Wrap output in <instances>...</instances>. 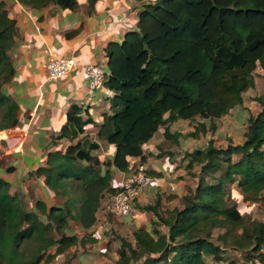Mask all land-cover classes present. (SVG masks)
<instances>
[{
    "label": "trees",
    "instance_id": "trees-1",
    "mask_svg": "<svg viewBox=\"0 0 264 264\" xmlns=\"http://www.w3.org/2000/svg\"><path fill=\"white\" fill-rule=\"evenodd\" d=\"M18 1L33 11L78 5L77 0ZM17 34V22L0 0V132L19 124V106L3 91L16 75L10 52ZM107 56L105 87L114 93L113 114L98 136L116 147L114 156L94 155L100 144L86 138L49 153L47 165L33 175L44 177L59 202L48 206L38 200L34 211L25 210L20 194L0 178V264H51L72 247L95 248L99 239L93 234L79 237L67 230L71 222L83 230L95 226L105 195L120 190L112 183L115 172H130L129 158L143 159L144 147L159 130L182 120L194 124L193 131L183 135L166 128L168 141L215 134L217 121L243 106L244 94L255 89L257 69L264 71V0L149 1L137 27L111 43ZM254 100L261 110L249 117L242 143L216 147L211 139L205 148L185 154L187 172L193 176L196 166L200 171L197 187L182 197V208L162 214L161 199L137 205L155 219L150 229L134 230V243L120 239L115 264H205L210 256L220 263L227 249L244 252L241 263L264 264V222L240 210L247 209L245 203L264 204V95ZM79 114L72 105L53 140H77L86 125ZM232 190L238 203L232 202ZM217 230L225 232L214 238Z\"/></svg>",
    "mask_w": 264,
    "mask_h": 264
},
{
    "label": "crops",
    "instance_id": "crops-1",
    "mask_svg": "<svg viewBox=\"0 0 264 264\" xmlns=\"http://www.w3.org/2000/svg\"><path fill=\"white\" fill-rule=\"evenodd\" d=\"M4 2L17 22L18 34L16 46L10 52L16 75L3 91L19 106V124L0 132V149L2 144L7 145L0 158L9 161L8 167L15 168L12 174H3L0 170V178L9 182L13 190L20 188L17 189L19 193L27 194L29 186L37 185V201L43 200L48 206H53L58 204L55 194L45 186L44 177L33 175L40 167L47 165L49 153L64 152L68 146L86 138L100 144V149L94 155L102 160L115 154L116 147L107 145L98 136L105 118L113 114L111 99L114 93L104 86L89 98L88 86L83 79V66L103 64L108 70L109 45L121 42L127 31L137 27L142 6L149 0H97L92 6H89L90 0H77L78 5L74 10L51 5L39 11L24 7L18 0ZM50 53L73 57L78 65L68 77L53 81L46 67ZM72 105L80 109L79 116L86 122L85 132L75 141L53 140L67 123V114ZM174 124L159 130L144 147L143 159L129 158L128 174L115 172L112 183L117 187L121 186L127 175L138 170L150 171L154 178V182L135 202L132 215L134 230L147 229L149 222L155 219L152 213L140 212L137 205H152L161 199L162 205L170 206L172 210L180 206L178 203L188 193L186 185L189 177L184 154L178 147H171L168 144L171 141L164 135L166 128L172 133L179 131L173 129ZM117 218H122L117 222L124 224L130 220L129 217ZM111 226L117 228L115 222Z\"/></svg>",
    "mask_w": 264,
    "mask_h": 264
},
{
    "label": "rangeland",
    "instance_id": "rangeland-1",
    "mask_svg": "<svg viewBox=\"0 0 264 264\" xmlns=\"http://www.w3.org/2000/svg\"><path fill=\"white\" fill-rule=\"evenodd\" d=\"M255 82L256 87L244 94V104L243 106L237 107L233 109L227 116L223 117L221 120L217 121L218 130L215 134L209 132L206 135H201L199 139H182L180 143H174L171 141L168 143L171 147H178L182 154L192 152L195 149L205 148L208 142L213 139L216 147H224L232 142L234 144L242 143L245 139V132L248 129L249 122L248 119L251 115H256L261 110L260 106L255 102L256 97H260L264 95V71L260 68L255 72ZM189 123V125H188ZM184 125L180 128L181 125ZM194 124L191 122H184L183 120L175 123L173 129L181 132L183 135L193 131ZM5 134V133H4ZM6 135V134H5ZM6 139V138H3ZM2 140V134H0V142ZM176 145V146H175ZM1 146V144H0ZM7 145L4 143L0 149V155H4L3 149H6ZM8 160L5 158H0V170L3 171V174H6L3 169L7 168ZM187 162V160H186ZM187 165V164H186ZM200 167L196 166L193 170V176H191L188 172L187 175L189 177L187 188L195 189L198 184V177ZM114 180V179H113ZM37 185L29 186V193L21 192L17 189H12V193L17 192L22 196L23 207L27 211L35 210V203L37 202L38 195ZM25 194V195H24ZM36 194V195H35ZM188 194V193H187ZM24 195V196H23ZM37 197V198H36ZM112 196L106 194L103 201L102 206L97 214V223L90 230L81 229L78 223L71 222L70 228L67 230L68 234H77L79 237H83L85 234H93L95 237L99 239L98 245L95 248L92 246H87L85 248H81L80 246L72 247L68 250L64 255L59 256L54 262L51 264H115L119 258L118 252L121 247L120 239L124 238L132 243H134L133 232L135 226L133 225L134 219L132 216L129 217V222L124 224L123 222H117V220L122 218H115L113 215H106L105 209L108 207L110 203V199ZM238 195L236 191L232 190V202L238 203ZM59 202V201H58ZM179 207H183V200L181 199V203L179 202ZM247 209H240L242 212L247 211L248 215L252 220L262 221L264 222V204H250L245 203ZM34 209V210H33ZM168 210H170V206L162 205L160 209L162 214H165ZM125 218V217H124ZM116 223L117 228L112 227ZM122 223V224H121ZM147 223V222H146ZM151 222H149V226L147 229H150ZM111 226V227H110ZM163 232H166V228H161ZM224 230H217L213 233L214 238L219 234L224 233ZM225 261L218 263L214 260L213 257H206L205 264H230V261L236 260L237 264L241 263V259L245 257L244 252L230 250L227 249L224 251ZM252 264V262L248 263Z\"/></svg>",
    "mask_w": 264,
    "mask_h": 264
},
{
    "label": "built area",
    "instance_id": "built-area-1",
    "mask_svg": "<svg viewBox=\"0 0 264 264\" xmlns=\"http://www.w3.org/2000/svg\"><path fill=\"white\" fill-rule=\"evenodd\" d=\"M156 2L157 0H149ZM50 59L46 67L49 78L53 81L68 77L77 62L73 57H60L55 53H50ZM108 70L103 64H86L83 66V79L88 86V97L94 96L95 92L105 86ZM154 182V178L145 172H133L127 175L118 193L110 199L108 207L105 209L106 215L114 217H130L134 215V205L145 190Z\"/></svg>",
    "mask_w": 264,
    "mask_h": 264
}]
</instances>
